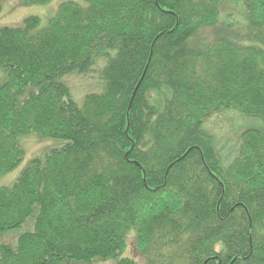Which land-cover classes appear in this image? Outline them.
<instances>
[{
	"label": "trees",
	"instance_id": "16d2710c",
	"mask_svg": "<svg viewBox=\"0 0 264 264\" xmlns=\"http://www.w3.org/2000/svg\"><path fill=\"white\" fill-rule=\"evenodd\" d=\"M83 1L0 26V264H264V0Z\"/></svg>",
	"mask_w": 264,
	"mask_h": 264
},
{
	"label": "rangeland",
	"instance_id": "374dc122",
	"mask_svg": "<svg viewBox=\"0 0 264 264\" xmlns=\"http://www.w3.org/2000/svg\"><path fill=\"white\" fill-rule=\"evenodd\" d=\"M67 1H76L81 4H85L83 0H52L46 4H29L23 5L21 0H1L2 9L0 11V26H19L23 24V21L28 16H39L41 18V27L46 26L49 19L52 18L60 6L61 3ZM5 79V71L0 67V82ZM67 82V81H66ZM98 81L95 78H89L85 76H74L68 78L67 84L70 87L72 97L80 103L83 97L90 93L98 90ZM238 118V117H237ZM237 118H229V127L239 128L240 123ZM234 130V129H231ZM237 131V130H236ZM238 133V131H237ZM22 146L25 150V159L23 166L31 158L35 157L42 152V149L46 148L50 144L49 141L40 143L35 136L24 137L21 139ZM42 146L40 149L39 147ZM40 149V150H39ZM36 153V154H35ZM20 169L14 170L7 176L0 180V184H10L16 178ZM114 261H102L95 260L89 264H113ZM61 264H77V263H61Z\"/></svg>",
	"mask_w": 264,
	"mask_h": 264
},
{
	"label": "water",
	"instance_id": "95a60500",
	"mask_svg": "<svg viewBox=\"0 0 264 264\" xmlns=\"http://www.w3.org/2000/svg\"><path fill=\"white\" fill-rule=\"evenodd\" d=\"M139 85H140V83H139ZM139 85H138V86H139ZM136 90H137V89H136ZM135 93H136V91L134 92V94H135Z\"/></svg>",
	"mask_w": 264,
	"mask_h": 264
}]
</instances>
